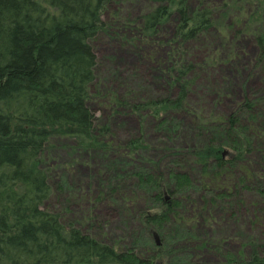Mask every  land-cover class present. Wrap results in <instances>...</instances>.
<instances>
[{
  "label": "trees",
  "instance_id": "trees-1",
  "mask_svg": "<svg viewBox=\"0 0 264 264\" xmlns=\"http://www.w3.org/2000/svg\"><path fill=\"white\" fill-rule=\"evenodd\" d=\"M101 35L124 37L157 57L160 90L144 95L147 85L131 78L123 94L97 86L93 42ZM246 39L257 51L258 92L223 107L236 87L218 76L223 50L240 70L237 53ZM94 101L117 115L147 114L163 142L150 150L142 137L115 139L112 122L97 123ZM58 142L101 155L119 177L122 165L135 168L134 182L120 184L101 167L94 201L81 219L70 217L73 186L59 182L49 163ZM121 187H129L127 196ZM62 194L64 207L49 208ZM115 198L123 220L139 203L155 205L138 210L144 234L168 228L174 237L184 227L180 248L200 257L182 264H205V251H216L219 264H264V0H0V264L162 260L153 244L106 241L107 222L95 205ZM208 208L232 217L252 213V231L239 233L236 252L226 247L227 233L197 231L198 223L214 221L205 217Z\"/></svg>",
  "mask_w": 264,
  "mask_h": 264
},
{
  "label": "rangeland",
  "instance_id": "rangeland-1",
  "mask_svg": "<svg viewBox=\"0 0 264 264\" xmlns=\"http://www.w3.org/2000/svg\"><path fill=\"white\" fill-rule=\"evenodd\" d=\"M132 6V11L137 12L140 4L137 3ZM109 18V12L103 14L104 21H107ZM240 44H243V46L240 48L241 52L238 51L237 55L243 61L242 64H245L240 70H236L234 61L229 59L230 52L222 49L224 55L219 63L222 72L218 76L223 79H231L236 84L234 94H230L222 101L223 107H229V101H238L249 92L250 94L258 92L256 90L260 86L261 79L258 75H254L256 47L249 39L245 41L241 40ZM220 45V42H218L217 46ZM93 46L99 60L96 82L98 84L97 86L102 90H118L121 94L130 92L127 86L128 78H131L136 86L140 82H144L147 85L146 88H142L144 95L155 89L157 91L160 90V81L155 63L157 57H154L155 60H153L151 56L147 57L143 52H137L135 48H131L132 45L129 40H126L124 37L119 38L115 35L114 37L112 35L111 38L101 35L93 42ZM144 52L150 54V50L148 49ZM117 73H119V76H117ZM246 79L247 83L245 87ZM199 95H202V93H196V97L201 99ZM205 99L211 106L215 104V95H210L209 98L206 96ZM217 107L215 106V108ZM91 109L95 114L98 124L112 122L115 139L119 141L126 142L129 141L130 137H142L148 145H151L147 146L149 149L154 145H158L159 142H163V137L158 132V128L154 124V119L147 116V114L145 115V113L143 115L132 113H119L117 115V112L99 101L92 102ZM71 147V144L68 142H58L51 146L49 154L52 155L49 163L59 182L65 183L68 181L73 186L69 187V191L73 193L69 216L81 219L82 213L88 210L92 201H94L95 195L100 190V187H97L101 177L99 169L109 166V161L106 162L97 153L92 155L76 153ZM121 168L124 171L120 173V177L115 172H112L113 169L111 170L109 167L105 169L107 170L106 172L113 176L112 180L120 184H124L127 181L128 184L133 183L134 179L131 171L135 170V168L127 166L126 164L122 165ZM106 176L107 174H105ZM102 178L104 179V175H102ZM128 188L121 187L123 196L128 195ZM66 200L67 197L66 195L63 196V194L58 199L53 197L48 207H64ZM95 206L96 215L102 222H107L104 225L103 233H106V241L108 242L115 243L116 241H120L123 245H134L138 248L145 246L150 249V244H153L154 247L152 250L159 251L158 248H160L162 250L159 251V254L163 255L162 260L158 257L155 261L156 264H182L185 260L186 262H196L200 257L197 256L196 251L180 248V246H184V242L182 241L186 240H182L181 236L184 238L185 233L188 232L184 227H179L174 237L170 236L168 228L159 231L158 228L153 227L151 233L150 231L146 234L143 233L144 228H142V224L140 223V214L142 211L138 212V210H152V207L155 206L152 202L137 204L127 214L124 220L122 213L119 214V207L123 206L120 199L115 198V200L104 201ZM208 209L206 212L211 213V215L206 213L205 217L208 216L210 220L214 221L211 225H208L205 220L203 224L198 223L196 225L197 231L205 233L216 230L217 232L227 233L230 240L227 242L226 247L236 252L239 247V233L249 235L252 231V226L249 221L252 213H247L245 210L240 211L241 213L236 217H232L230 216L231 213L229 215L224 210L216 211V214H213L212 210L210 208ZM236 218L240 219V223L236 222ZM124 222H131L129 228ZM141 236L144 237V240ZM202 259L201 262L205 264H219L221 262V257L216 251H205Z\"/></svg>",
  "mask_w": 264,
  "mask_h": 264
}]
</instances>
